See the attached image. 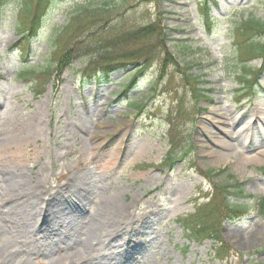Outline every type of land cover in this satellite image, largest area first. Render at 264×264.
I'll return each mask as SVG.
<instances>
[{
	"label": "rangeland",
	"instance_id": "1",
	"mask_svg": "<svg viewBox=\"0 0 264 264\" xmlns=\"http://www.w3.org/2000/svg\"><path fill=\"white\" fill-rule=\"evenodd\" d=\"M27 1L0 4V215L34 189L44 193L43 208L30 232L0 220V229L9 232L0 234V264H98L102 258L116 264L114 253L126 248L134 253H124L119 264H223L215 258V242L194 239L179 218L194 211L213 181L238 180L247 193L264 196V72L250 94L233 36L243 18L264 21V0H216L209 12L206 0H55L30 37L28 56L21 49ZM83 7L105 10L91 21L96 25L85 26V36L161 21L167 50L181 67L193 65L200 86L213 89L210 98L196 101L176 67L159 83L160 57L140 75L121 66L110 78H87L88 61L93 52L100 55L99 47L83 48L37 97L22 69L55 65L54 39ZM262 64L260 58L250 62L255 72ZM136 103H143L139 112ZM173 126L182 159L172 168H153L167 158ZM210 169L226 170L209 179L204 172ZM79 172L90 192L81 198L86 187L79 183L74 191L83 201L72 203L75 196L65 190L76 185ZM20 177L28 180L25 189L16 183ZM57 190L68 201L48 197ZM114 200L124 212L107 226ZM257 200L247 199L249 212L223 225L222 237L234 254L230 264H264V214ZM50 204L63 210L69 245L50 243L60 226L53 218L52 229L42 221L54 208ZM90 231L98 238L90 240ZM39 239L45 249L53 247L54 260L39 250ZM114 240L118 247H112Z\"/></svg>",
	"mask_w": 264,
	"mask_h": 264
},
{
	"label": "trees",
	"instance_id": "2",
	"mask_svg": "<svg viewBox=\"0 0 264 264\" xmlns=\"http://www.w3.org/2000/svg\"><path fill=\"white\" fill-rule=\"evenodd\" d=\"M0 0V4L2 5ZM51 0H29L24 2V14L29 18L34 9L39 7V4L45 2L46 5L50 4ZM36 5H35V3ZM105 10L99 7H83L72 20L64 26L63 31L59 33L58 37L54 39L55 43V65L56 68L50 66L41 71L35 69H26L23 71L28 76L38 77L40 80L42 77L49 76L52 78L54 74L63 72L72 62L77 58L79 52L83 48H90L93 50L95 47L102 48L103 51L100 55L93 52L90 60L88 61L87 72L92 71L94 76L99 77L109 75L126 61V65L136 66V70L141 73L147 69L151 61L155 57H158L163 53L162 63L164 65L163 71L166 68L174 64L177 70L181 71L185 75V79L188 84L193 86V93L206 96L208 91L205 88L199 87L201 83L200 77L190 73L193 69V65H187L180 67L179 63L173 57V55L167 50L165 37L167 36L166 28L162 26L161 21H152L149 24L134 26V27H121L115 29L113 27L105 28L101 32H97L96 35H84L85 26L96 25L91 21L94 19H101ZM159 20V18H158ZM28 21V20H27ZM62 33V34H61ZM61 34V35H60ZM264 22L255 17H249L237 23L235 30V42L239 51V61L242 63L243 69L248 73H253V69L247 65V63L256 58H262L264 60ZM133 43L139 44V47L131 48L127 52H121L122 46H130ZM92 74V75H93ZM39 81L38 85H34L35 88H40L42 85H46L51 79ZM246 79V83L249 80ZM38 92H42L38 90ZM175 150H171L168 155L169 164L174 163L176 160L171 156H174ZM224 172V170L222 171ZM209 175H213L214 171L209 170ZM215 197H213L210 203H206L197 207L196 213L185 221L190 230L196 234L205 233V237H213L216 233V227H219L223 221L227 219H234L240 217L243 211L247 210V205L242 202L232 204L228 203L231 196H237L241 198H252L253 195L246 194L245 189L239 181L234 183H215ZM259 206L261 211L264 212V197L260 198ZM225 253L224 247H220L217 252L221 254V251Z\"/></svg>",
	"mask_w": 264,
	"mask_h": 264
},
{
	"label": "bare ground",
	"instance_id": "3",
	"mask_svg": "<svg viewBox=\"0 0 264 264\" xmlns=\"http://www.w3.org/2000/svg\"><path fill=\"white\" fill-rule=\"evenodd\" d=\"M76 184L74 187L69 185L68 188L65 190V192H72V194L75 196L74 200L71 199L69 202H72V203H80L79 201H83L81 199H79L76 195H75V187L77 188L79 185V183H82L85 185L86 189H85V193L83 194V189L81 192H79V196L83 199H86V197L88 196V193L90 192V186L87 185L84 180H85V177L83 175V173L79 172L76 176ZM28 180L20 177L19 180H17L16 183H18L22 188H26L28 184L27 182ZM64 191V190H63ZM18 192H21L22 193V190H18ZM23 194V193H22ZM43 192L39 189H34L32 192L28 191V193H26V195H22L20 197H22L20 200H18V202L16 203V205L13 206V208L15 209H12L11 207L10 208H5L4 209V213L2 215H0V220L3 221L4 223L6 224H16V223H19L18 225H21L19 227H22V228H19V229H26V231L30 232L31 230L34 229V225L36 224L37 220L36 218L39 216V213L42 211V208H43V200H42V196H43ZM48 197H52V200H58V201H65L66 199L64 194L62 192H60V190H57L55 193L52 192L50 194H48ZM68 201V200H66ZM51 205V204H50ZM74 205V204H73ZM51 206H54V208H52L48 214L42 219V221L44 220V225L45 227L49 226L51 229H52V225H50V221L51 219H55V221L57 223H60V226L58 227L59 231H58V234L56 235H52L51 238V242L53 245H55L57 242H63V241H66L67 237H68V234H64V229H62L64 226H63V219H62V214L61 212L63 211L62 209H60L59 207L55 206V205H51ZM59 210H57L56 208ZM111 207L113 208V213L109 214V217H108V221H107V226H109L108 224L110 222H112V219H109L110 217L111 218H115L116 214L117 213H120V212H124V208H122V206L117 203V201H112L111 202ZM118 215V214H117ZM18 227V226H17ZM42 228H39L38 230H40V232H42L41 230ZM46 232V230L44 231ZM3 233H6L7 235H9V232L5 231L4 228L2 227L0 229V234H3ZM63 235H65V239H63ZM113 236V235H112ZM110 236V237H112ZM87 237L90 239V240H94L95 238H98L97 236V233L94 232V231H90V233L87 234ZM38 247H39V250L41 252H43V250L45 249V245L44 243L42 242V240H38L36 241ZM36 243L34 246H36ZM66 245H69L71 244V242L68 240L65 242ZM118 242L117 241H112L111 245L112 247H118ZM99 244H95V246H98ZM50 248H53L51 246L48 245V247H46L45 249V255L46 256H51L50 255ZM103 249H107L106 246H103ZM103 252V250H101ZM129 252H133L134 253V250L132 249H124L123 251L121 252H118V253H114L115 254V260L117 261L116 264L120 263L121 260H123V257L125 256L124 253H129ZM123 254V255H122ZM15 257V256H13ZM122 257V258H121ZM98 260V259H97ZM98 264H106L105 260L102 258V260H98Z\"/></svg>",
	"mask_w": 264,
	"mask_h": 264
}]
</instances>
